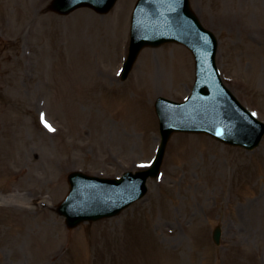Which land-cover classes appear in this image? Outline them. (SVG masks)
Here are the masks:
<instances>
[{
  "label": "rangeland",
  "instance_id": "1",
  "mask_svg": "<svg viewBox=\"0 0 264 264\" xmlns=\"http://www.w3.org/2000/svg\"><path fill=\"white\" fill-rule=\"evenodd\" d=\"M51 1L0 0V264H264V139L246 151L175 134L143 199L67 227L57 210L69 174L148 168L155 101L185 100L194 62L181 45L147 48L122 81L137 0L66 17ZM191 6L218 39L224 83L264 122V0Z\"/></svg>",
  "mask_w": 264,
  "mask_h": 264
},
{
  "label": "water",
  "instance_id": "2",
  "mask_svg": "<svg viewBox=\"0 0 264 264\" xmlns=\"http://www.w3.org/2000/svg\"><path fill=\"white\" fill-rule=\"evenodd\" d=\"M117 0H54L50 10L68 15L81 7L107 14ZM186 45L196 64V82L188 101L159 98L155 109L160 121L161 145L150 170L126 173L119 180L100 179L77 172L69 176L71 192L58 212L70 229L87 221L119 215L147 193L149 177H157L167 144L174 133L209 134L224 143L252 150L258 146L264 124L255 119L227 90L215 64L217 40L199 22L189 0H139L132 17L131 46L122 78L131 72L145 47L165 43ZM219 244L220 231L214 233Z\"/></svg>",
  "mask_w": 264,
  "mask_h": 264
},
{
  "label": "snow or ice",
  "instance_id": "3",
  "mask_svg": "<svg viewBox=\"0 0 264 264\" xmlns=\"http://www.w3.org/2000/svg\"><path fill=\"white\" fill-rule=\"evenodd\" d=\"M45 127H47L50 131H54V129H52V127L48 125L46 122H45Z\"/></svg>",
  "mask_w": 264,
  "mask_h": 264
},
{
  "label": "bare ground",
  "instance_id": "4",
  "mask_svg": "<svg viewBox=\"0 0 264 264\" xmlns=\"http://www.w3.org/2000/svg\"><path fill=\"white\" fill-rule=\"evenodd\" d=\"M91 83V82H90Z\"/></svg>",
  "mask_w": 264,
  "mask_h": 264
}]
</instances>
